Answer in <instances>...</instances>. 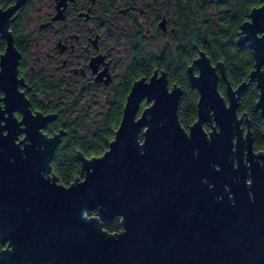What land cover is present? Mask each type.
<instances>
[{"label": "water", "instance_id": "obj_1", "mask_svg": "<svg viewBox=\"0 0 264 264\" xmlns=\"http://www.w3.org/2000/svg\"><path fill=\"white\" fill-rule=\"evenodd\" d=\"M17 6L0 12L7 41L0 56V126L9 131L0 140V237L11 249L0 253V264H264V152H253L249 131L243 142L237 116V95L248 84L234 90L223 67L200 53L187 69L198 101L197 119L185 132L177 114L181 92L169 89L166 74L136 81L115 139L100 157L78 153L81 178L64 188L49 171L62 132L42 138L54 116L33 115L18 90L19 54L6 23ZM262 16L264 8L251 11L253 24H242L238 45L253 52L249 83L259 91L255 107L264 121V33L253 27ZM204 125L213 129L209 137ZM25 130L33 140L18 150L13 136ZM229 145L239 168L229 167ZM214 160L224 163L219 176ZM115 217L120 230L109 234L101 222Z\"/></svg>", "mask_w": 264, "mask_h": 264}, {"label": "flooded vegetation", "instance_id": "obj_2", "mask_svg": "<svg viewBox=\"0 0 264 264\" xmlns=\"http://www.w3.org/2000/svg\"><path fill=\"white\" fill-rule=\"evenodd\" d=\"M180 3L181 0H0V12L18 5L6 23L19 54L18 90L28 100L31 111L43 114L32 110L31 98H57L60 104L54 102L55 108L64 105L61 98H127L138 81L129 90L123 88V78L135 55L148 53L150 41L158 47L166 43L179 18ZM0 43L4 53L7 41L1 35ZM0 96L3 97L1 90ZM43 115H53L51 122L58 116L53 111ZM15 116L20 115L16 112ZM238 118H242L245 143L249 122L246 117ZM203 130L208 135L213 132L209 125H204ZM250 140L252 147L251 133Z\"/></svg>", "mask_w": 264, "mask_h": 264}, {"label": "trees", "instance_id": "obj_3", "mask_svg": "<svg viewBox=\"0 0 264 264\" xmlns=\"http://www.w3.org/2000/svg\"><path fill=\"white\" fill-rule=\"evenodd\" d=\"M263 3L264 0H181L179 18L173 24L168 40L155 51L135 55L133 65L123 78V88L129 90L135 80L150 78L155 71L164 72L169 87L175 85L181 92L177 114L181 127L188 131L197 119L198 93L191 87L187 69L203 53L213 66L223 67L231 88L236 90L242 83L248 84L237 95V115L247 118L253 151L259 152L264 148V121L255 107L259 91L254 82L249 83V75L254 69L253 52L247 45H238V39L240 28L249 20L251 11ZM217 73L220 75L219 70ZM225 87L220 78L218 90L224 97ZM61 99L65 101L64 105L55 108L54 102L60 104L57 98H31V108L43 114L52 111L58 114L43 132L48 136L62 132L50 163L51 174L57 173V182L62 186L81 178L78 153L85 158H97L108 149L119 126L126 98H107V104L97 116L89 109L96 98ZM145 106L143 103L141 109ZM142 139L140 133L139 140ZM88 215L93 216L95 212ZM101 225L107 233H117L120 219L102 221Z\"/></svg>", "mask_w": 264, "mask_h": 264}, {"label": "snow or ice", "instance_id": "obj_4", "mask_svg": "<svg viewBox=\"0 0 264 264\" xmlns=\"http://www.w3.org/2000/svg\"><path fill=\"white\" fill-rule=\"evenodd\" d=\"M256 7H259V8H264V4H259L257 5ZM255 19V18H254ZM248 24L252 25L253 24V21L250 20L247 22ZM256 25H259L258 27H256L255 25H253L255 31H258L260 33H264V16H262L259 20H256ZM262 44H264V39H261L260 41ZM4 53L3 52H0V56H3ZM262 62H264V60H262ZM0 99H3L2 96H0ZM153 103H157V101H153ZM39 111V110H37ZM36 113H33V115H35ZM17 119L19 121H23L24 120V117L23 116H18ZM137 119H139V117H137ZM195 123V122H194ZM23 125L22 124H18L17 125V129L19 130L20 128H22ZM145 131H147V129H145ZM185 132H187V129L184 130ZM216 132H219L220 129H216L215 130ZM195 133L194 132H191L189 133V137H191L192 135H194ZM9 135V131H5V129L0 126V140H2L3 138L5 137H8ZM183 135V133H182ZM48 137V134L47 132H44L42 134V138H47ZM13 139H14V142H15V145L17 146L18 150L21 149V147H27L28 146V143L29 141H32L33 140V135L30 131H27L25 130V132H21L19 134V138L16 139L15 138V135L13 136ZM115 139V138H114ZM208 142H211L215 139V137H210V138H206ZM230 147V153H229V160H228V164H229V167H232V168H239L240 167V163L239 162H235L233 163L234 161V157L231 155V153H234L236 151V149L234 148H231V145H229ZM261 152H264V148L260 149ZM101 155H103V153H101ZM87 159L89 160H92L94 159V157H87ZM212 169L214 171V173L219 176L221 175L222 173V170L224 169V163L221 161V160H214L212 162ZM49 171H51V169H49ZM52 175L55 177L57 176V173L56 172H52ZM254 176L250 179H247L246 180V183L248 185H253L254 184ZM62 187L64 188H71L72 185H69V184H63ZM88 219H91V217H89ZM105 231H107L105 229ZM5 239L4 237H0V253H3V254H7V253H10L11 252V249L8 247L7 244H5Z\"/></svg>", "mask_w": 264, "mask_h": 264}, {"label": "rangeland", "instance_id": "obj_5", "mask_svg": "<svg viewBox=\"0 0 264 264\" xmlns=\"http://www.w3.org/2000/svg\"><path fill=\"white\" fill-rule=\"evenodd\" d=\"M157 48H158V45L156 44V42H154V41L151 42L150 41L148 50L149 51H155ZM94 100H95V104L93 105V103L91 102L89 109H90L91 112H94V115L95 116H97V115L101 114L102 109L104 108V105L107 104L106 103L107 99L102 97V98H96ZM148 107L149 106H147L146 108H148ZM205 135H206V137H209V135L207 134V132H205ZM140 143L142 144V141L141 140H140Z\"/></svg>", "mask_w": 264, "mask_h": 264}, {"label": "built area", "instance_id": "obj_6", "mask_svg": "<svg viewBox=\"0 0 264 264\" xmlns=\"http://www.w3.org/2000/svg\"><path fill=\"white\" fill-rule=\"evenodd\" d=\"M85 216H89L88 214L87 215H85ZM93 217H95V218H98L97 216H96V214L95 215H93ZM118 233V232H117ZM113 234V233H112Z\"/></svg>", "mask_w": 264, "mask_h": 264}]
</instances>
